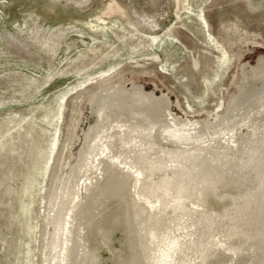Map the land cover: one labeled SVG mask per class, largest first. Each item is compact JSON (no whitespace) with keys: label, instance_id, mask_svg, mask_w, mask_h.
Returning a JSON list of instances; mask_svg holds the SVG:
<instances>
[{"label":"rangeland","instance_id":"1","mask_svg":"<svg viewBox=\"0 0 264 264\" xmlns=\"http://www.w3.org/2000/svg\"><path fill=\"white\" fill-rule=\"evenodd\" d=\"M263 103L264 0H0V264H65L56 239L69 246L81 206L82 264H142L129 181L96 185L85 152L106 135L158 149L180 129L212 145ZM261 204L234 222L227 255L264 251ZM219 249L222 264H259Z\"/></svg>","mask_w":264,"mask_h":264},{"label":"bare ground","instance_id":"2","mask_svg":"<svg viewBox=\"0 0 264 264\" xmlns=\"http://www.w3.org/2000/svg\"><path fill=\"white\" fill-rule=\"evenodd\" d=\"M228 30L223 27L219 34L231 42ZM94 86L86 87L74 99L91 92ZM235 129L245 131L239 143L234 141ZM191 133L168 130L166 144L158 149L149 144H122L106 135L95 151L83 156L81 171L87 177L90 172L96 185L118 174L129 181L137 227L133 248L142 264H222V260L214 258L213 246L231 256L226 252L236 243L227 240L239 234L233 233L231 227L234 222L249 226L247 206L257 194L264 195V103L257 113L226 128L212 145ZM217 184L222 188L220 201L226 200L213 201L212 208H208L202 197L212 193ZM260 210L259 220L264 221V204ZM81 214L82 206L72 214L71 238L65 250L59 248L60 237L56 239L57 254L66 258L65 264H82ZM212 225L215 226L209 231ZM259 242L264 243V235ZM231 257L236 261L259 257V264H264V251L258 248ZM133 261L137 262L136 257Z\"/></svg>","mask_w":264,"mask_h":264}]
</instances>
